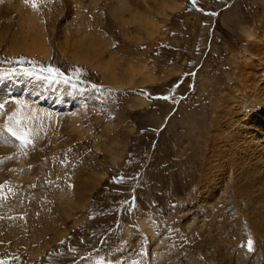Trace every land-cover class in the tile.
<instances>
[{
    "label": "rangeland",
    "instance_id": "374dc122",
    "mask_svg": "<svg viewBox=\"0 0 264 264\" xmlns=\"http://www.w3.org/2000/svg\"><path fill=\"white\" fill-rule=\"evenodd\" d=\"M26 9L47 57L9 47ZM252 44L264 0H0V264H211L195 196L226 95L264 113Z\"/></svg>",
    "mask_w": 264,
    "mask_h": 264
},
{
    "label": "bare ground",
    "instance_id": "6f19581e",
    "mask_svg": "<svg viewBox=\"0 0 264 264\" xmlns=\"http://www.w3.org/2000/svg\"><path fill=\"white\" fill-rule=\"evenodd\" d=\"M118 6L119 5L117 4V7ZM110 7L113 6L110 5ZM116 9L117 8L115 5L114 11L117 13ZM27 11L28 9H26L25 11L23 10L22 13L20 14V18L18 17L19 32H17L16 34L13 33L14 35L12 34L11 36H9L10 37V39L8 40L9 47L17 51L18 50L24 51V53H28L29 56L38 54L40 56L47 57L48 56L46 49L47 36L44 33L45 32V30H43L44 27L41 26L42 24L41 25L39 24V21L31 20L32 16L30 18V14ZM28 19L33 23H30ZM8 28L9 27L6 26L5 30H7ZM5 30H3L2 32H4ZM57 35L58 37L54 36L57 40L60 38H64V31L63 33L57 32ZM86 43L87 44L83 43V45L87 46L89 44L87 41ZM257 44L259 45L260 43ZM252 47H253L252 51L247 50V53L249 54L248 57L251 58V55L253 53H255V56L257 54L259 56L262 55L264 56V52L262 54L261 48H256L253 44ZM92 48L90 47V49ZM93 49L95 50V48ZM93 51L92 53L95 52ZM63 52L65 55H67L66 50ZM96 52L94 53L95 55L97 54ZM78 53L79 51L71 52L69 54L70 55L69 60L76 63L87 62V57L80 56L78 55ZM103 53L106 54V52ZM86 54L88 55V53ZM109 58H111V56H109ZM94 61L96 60L94 59ZM262 62L263 61H261V63ZM252 63L254 64V62ZM95 65H91V67L94 68L97 67ZM243 65L244 67H242V69L244 68L243 69L244 71L245 69L247 70V68H249L250 66L249 64L247 65L246 63H244ZM253 67L252 69L254 70L255 67L254 68ZM252 69H250L249 72L247 73L246 78H248V81L244 79L243 75L242 76L240 75L241 71L238 74L241 76V78L247 81L246 84H248V86L250 87L249 90L252 88L251 84H253L254 87V84L257 83L256 81L258 80L256 79V77L259 75L261 79L262 76L261 74H264V73L259 74L258 73L259 71L257 69H256L258 71L257 76L254 75L256 71L253 74H251L253 72ZM110 72L112 71L110 70ZM240 79L238 81H242ZM241 83H245V81ZM244 85L245 84H243L242 87L246 88V85L245 87ZM263 88L264 87H262V89ZM246 94H248V92L245 93V96ZM257 94H258L257 98L260 101V103H257L258 101H256L255 98H253L255 100V103L252 104L257 105L261 109H264V102L262 101L264 99V91L260 92L259 90ZM229 98L230 96L226 95V97L223 99V105L220 107L221 109H219L220 112L218 115V120L214 121L212 127L213 132L210 139L209 149L207 148L208 153H207V157L204 159V164H203L204 166L202 167L203 169L201 171L200 183L197 189L198 196H195L196 205H195V214H194V224L198 232H201L202 228L200 227L203 224V218H204L203 217L204 215L201 213L203 210L202 208H205L203 212L207 216H209V218L207 219L209 221V229L205 233H207L208 235L207 252L209 253L210 256L209 259H211L210 262H212L211 264H258V263H254L253 262L254 260L251 258L254 257L253 255H256V253L258 252H260L264 257V245H263L264 243V113L261 111L254 112V108L253 109L251 108L243 109L236 107L233 108L231 106V100ZM249 102L250 101H248V103ZM245 105H246L245 107H248L247 104ZM257 115L259 116L260 120H258ZM255 116L257 117L255 118ZM0 151H2V149H0ZM222 200L225 201L224 205L221 207V209L223 208L224 212H220L219 214H216V212L219 210V208L216 209L217 205ZM213 213H215V215ZM260 240L262 241L259 242ZM252 249H254L255 253L252 256H250L251 254L250 255L248 254L249 252H252L251 251Z\"/></svg>",
    "mask_w": 264,
    "mask_h": 264
},
{
    "label": "snow or ice",
    "instance_id": "6c2138e0",
    "mask_svg": "<svg viewBox=\"0 0 264 264\" xmlns=\"http://www.w3.org/2000/svg\"><path fill=\"white\" fill-rule=\"evenodd\" d=\"M48 71L51 72V71H53V70H52V69H48ZM13 119H14V117H9V120H13ZM17 124H19V121H17ZM5 130H6L10 135L14 136L17 140L24 141V139H25V135H26V134L21 135V134L19 133L18 128H15V127H12V126L6 124V125H5Z\"/></svg>",
    "mask_w": 264,
    "mask_h": 264
}]
</instances>
